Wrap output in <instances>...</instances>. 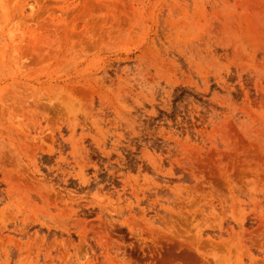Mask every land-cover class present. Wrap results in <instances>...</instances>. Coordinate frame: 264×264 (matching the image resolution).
Segmentation results:
<instances>
[{
    "label": "rangeland",
    "instance_id": "obj_1",
    "mask_svg": "<svg viewBox=\"0 0 264 264\" xmlns=\"http://www.w3.org/2000/svg\"><path fill=\"white\" fill-rule=\"evenodd\" d=\"M0 264H264V0H0Z\"/></svg>",
    "mask_w": 264,
    "mask_h": 264
}]
</instances>
